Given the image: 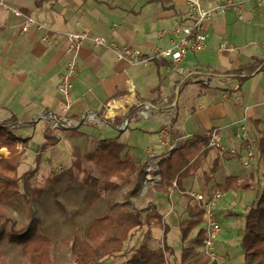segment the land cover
Here are the masks:
<instances>
[{
	"label": "crops",
	"instance_id": "obj_1",
	"mask_svg": "<svg viewBox=\"0 0 264 264\" xmlns=\"http://www.w3.org/2000/svg\"><path fill=\"white\" fill-rule=\"evenodd\" d=\"M4 1L28 15L49 22L57 32L87 28L94 35L108 38V47L95 48L88 42L80 52L79 71L71 94L72 109L69 113L72 117L80 118L87 111L106 115L108 104L114 102L118 109L107 114L105 126L125 132L134 125V129L145 130L146 134L155 133L161 144L162 131L169 122L172 125L171 144L179 148L187 139L208 135L215 129L220 131L221 136L223 134L230 148H235L234 143L238 142L235 134L244 120L254 126L260 140L264 137V69L260 70L264 63V5L257 0H235L245 3L242 17L229 10L207 21L208 46L203 51L189 52L177 65L161 59L138 67L119 61L114 47L129 46L147 54L169 48L171 37L162 38L159 32L185 21L187 10L183 0H145L146 3L138 11L135 7L129 10L122 6H110L113 12L120 9L117 18L100 9L104 6L102 3L98 7H89L82 0ZM210 3L211 0H206L205 6ZM21 22L8 8H0V122H3L2 126L6 123L12 125L16 137L38 141V147L48 140L49 145H53L59 134L48 128V115H60L65 108L66 103L57 86L69 58L66 44L64 41L56 46L45 44L41 40V32H22ZM224 43L232 47L222 51L220 46ZM208 78H211L209 84L205 83ZM129 80L135 86L133 93L128 88ZM173 101L177 104L176 108L169 110V103ZM143 103H152L157 110L149 117L136 118L128 127L120 129L125 120L134 115L136 105ZM157 116L159 125L155 127L153 121ZM37 131L43 136L36 137ZM19 145L17 148L21 151ZM250 145L258 150L260 141L257 143L253 137ZM239 150L243 151L244 145L241 144ZM150 151L155 153L154 149H149L147 157ZM164 153L155 155L160 160L168 154ZM10 156L8 148H0V159H9ZM222 157L225 160L236 158L209 148L193 161L188 175L192 171L203 170L206 177L205 166L213 163L211 170L220 167ZM214 174L206 177L202 191H187L180 183L170 189V194L172 189L179 188L181 194L197 192L208 198L216 186ZM160 178L156 185L148 187L160 186ZM228 178L237 179V185L250 183L249 177L232 175L226 180ZM224 184L217 186L222 188ZM44 196L55 202L56 185L54 191L48 189L36 200L43 201ZM219 260L225 264L220 256Z\"/></svg>",
	"mask_w": 264,
	"mask_h": 264
},
{
	"label": "rangeland",
	"instance_id": "obj_2",
	"mask_svg": "<svg viewBox=\"0 0 264 264\" xmlns=\"http://www.w3.org/2000/svg\"><path fill=\"white\" fill-rule=\"evenodd\" d=\"M82 1L89 7H98L102 3L104 6L100 7V9L106 10V13H112L116 18L121 13L120 9H116L113 12L110 6H122L129 8V10L135 7V10L138 11L139 7L146 3L145 0ZM252 5H255V3H252ZM227 46L232 47L228 44ZM62 98L65 101L63 96ZM153 122L155 127L159 125L158 116ZM166 125H170L169 122ZM133 126L125 132H121L111 126L98 128L95 125H84L80 129H74L83 134L79 137L71 135L73 130H59L57 131L59 135H56V142L53 145H48L49 149L45 148L43 152L39 153L40 157H38L40 148L38 147V141L29 140L24 153L20 156V159L18 158L19 163H21L18 168V174L23 175L38 167L39 173L34 179L33 185L37 188H42L45 186L47 178L68 173L65 178L56 184L57 199L64 205L66 211H62L56 205V201L53 202V200L49 199V196H44L43 201H32L30 210L26 209L27 205L24 204L23 200L17 201L14 205L8 207L10 221L7 222L6 226L12 225L19 229L27 226L33 218L38 229H41L40 231L53 241L52 255L54 264H75L72 260L70 248L62 242L63 239L70 238L74 230L79 229L84 233L93 218L123 206L129 210H140L143 217L146 218L150 213L149 205H155L159 214L163 216L164 221L169 226L167 244L174 250V254L172 256L168 255V260L163 264H183L181 262L182 251L192 245L183 243L181 228L189 226L193 221L187 214L186 209L190 203L195 205L194 200L189 198L187 194H181L179 188L172 189L171 194L159 192L155 190V186L152 189L149 188L150 186L148 187L145 184V175L135 177L128 183L114 180V182L122 186V189L115 197H108L106 196L105 182L100 178L95 164L87 158V155L93 152L102 140L115 138L124 143L127 146L128 154L139 160L142 165L147 162L146 152L149 149H154L156 154L165 151L164 155L170 151L169 148L159 143V138L155 133L149 132L146 134L145 130L134 129ZM253 127L248 121L247 128L250 140L253 143L254 137L258 143L260 138ZM21 135L27 137L23 133ZM37 136H43V133L37 131ZM222 140L225 147H231L224 137ZM234 144L235 148L241 149V143L237 142ZM253 150L256 157L252 168L241 166L238 158L225 160L222 157L221 165L220 167L218 166L214 174L216 186L212 190L220 189L225 193L224 198L218 202L216 208L217 216L221 220L220 224L223 229L222 239L221 237L218 239L217 253L221 260H225V264H244V251L241 245L244 235V216L264 190V156L261 154L259 147L258 150ZM212 167L213 163L205 166L206 177L212 175ZM232 175L242 178L249 177L250 183L243 185H249L250 187L239 190L231 189L226 192L223 187L222 189L220 185L217 186V184H224L226 178ZM156 177L158 181L160 176ZM206 177H204L203 170L197 173L192 171L190 176L186 175L185 178L180 180V183H183L187 191L199 192L203 190V183L205 179L207 181ZM93 182H97L96 187L91 185ZM47 205H51V207ZM224 213L227 214L224 215ZM40 226L43 228H40ZM201 227L204 230V225L202 224V226L193 230L190 238L195 237ZM147 231V227L135 231L134 237L126 242L123 255L115 256L107 260L106 263L122 264L145 243L152 248L161 247L164 235L163 228L160 226L153 227L150 231L152 236L150 241L147 240ZM199 249L202 254L201 248ZM0 255L7 264H28L21 253L20 246L9 242L6 237L0 240ZM188 264H195V262ZM218 264H222L221 261Z\"/></svg>",
	"mask_w": 264,
	"mask_h": 264
},
{
	"label": "trees",
	"instance_id": "obj_3",
	"mask_svg": "<svg viewBox=\"0 0 264 264\" xmlns=\"http://www.w3.org/2000/svg\"><path fill=\"white\" fill-rule=\"evenodd\" d=\"M165 0H154L150 2H163ZM264 69V63L260 70ZM72 136H82L77 130H73ZM29 139L18 138L14 134L12 125L6 123L0 126V148H8L11 152L9 159H0V240L7 238L9 242L19 245L23 257L28 264H54L52 239L44 235L37 227L33 218L31 222L22 228L6 226L10 221L9 209L17 201H22L27 205V210L31 209V202L43 196L47 189L55 190V185L59 183L68 173L49 177L42 188L33 185L37 176L38 167L28 171L23 175H18L20 156L24 153ZM22 144V149L17 148ZM208 135H195L186 140L182 147L171 150L168 158L159 163V175L162 179L161 185L156 186V190L170 194L173 183L180 184V180L185 178L190 172L193 161L203 156L208 148ZM49 140L40 146L38 154L48 148ZM260 152L264 156V137L260 140ZM127 146L115 139H105L87 155L90 162L94 163L100 178L105 182L106 196L115 197L122 189V186L114 180L123 183L131 182L133 178L144 175L145 165L139 160L130 156ZM41 155L39 154L38 157ZM19 158V159H18ZM217 167L212 169V175ZM22 185V189H21ZM97 186V182L91 183ZM226 191L231 189H248L249 185H237V179L228 178L223 185ZM56 198V205L66 211L64 205ZM193 201V200H192ZM150 213L144 218L140 210H129L120 207L111 210L92 219L86 227L85 232L76 229L70 238L63 239L72 254L75 264H108L107 260L123 255L125 244L134 237V232L143 227L148 228L147 240L152 239L151 229L160 226L164 230L163 244L161 247L152 248L147 243L142 244L135 253L122 264H163L168 260V255H173L174 250L167 244V234L169 226L159 214L155 205H149ZM187 214L193 220L188 226L181 228L182 241L184 244L190 243L191 247H186L182 251L181 262L188 264H218L209 257L200 253L204 244L205 234L201 227L195 237L190 238L194 229L203 224L204 211L197 205L190 203L186 209ZM244 235L242 238V249L244 251V264H264V190L253 202L249 211L244 216ZM146 240V241H147ZM0 264H7L0 255Z\"/></svg>",
	"mask_w": 264,
	"mask_h": 264
},
{
	"label": "built area",
	"instance_id": "obj_4",
	"mask_svg": "<svg viewBox=\"0 0 264 264\" xmlns=\"http://www.w3.org/2000/svg\"><path fill=\"white\" fill-rule=\"evenodd\" d=\"M186 4V17L184 22H177L170 29H163L159 32L160 37H171L169 48L158 49L153 53H145L141 49L129 46H115L114 52L119 61L126 62L131 67L145 66L155 60H168L172 64L177 65L182 62L189 52L199 53L207 47V34L205 32V23L212 19L214 15L225 14L229 10L235 11L239 17L245 13V3L235 0H211L209 6H205L206 0H183ZM260 5H264V0H257ZM0 8H8L13 14L22 20L21 30L28 33L36 30L42 33L41 40L45 44L51 46L58 45L61 41L66 44V53L68 54V62L64 73L61 75L60 83L57 91L65 98V108L60 115L50 113L48 115V128L52 131L74 130L83 125H95L97 127L105 126L107 114L118 109L114 102H110L107 107V114L101 115L95 111H87L80 118L70 115L72 109L71 94L74 90L75 78L79 71V56L82 48L88 42L92 43L95 48H105L110 45L107 37L94 35L92 32L84 28L80 31L73 32H57L51 24L44 20H39L31 15L24 13L21 9L9 6L4 0H0ZM222 51L229 50L226 44L220 46ZM211 78L205 83L209 84ZM128 88L131 93L135 91V86L131 80L128 81ZM170 109L176 108V103L170 102ZM157 110L152 103H143L136 105V111L133 116L127 118L120 129L128 127L131 121L136 118L149 117L151 112ZM3 122H0V126ZM171 125V123H169ZM170 125H166L163 132L161 144L172 150L174 144H171ZM208 147L217 149L220 152L228 153L239 159L241 166L251 168L255 160V152L251 147V140L244 120L239 125L235 139L244 145V150L237 148H227L223 144L221 133L218 129L212 130L209 134ZM21 146V145H20ZM19 146V147H20ZM22 150V148L20 147ZM159 158L153 151H150L145 163V183L146 186L157 183V173L159 171ZM174 187L177 183H173ZM188 195L194 200L196 205L204 211L203 225L205 232L204 244L201 252L204 256L220 263L217 253V243L221 236L222 226L217 216V204L225 196L220 190H212L208 198L197 192H189Z\"/></svg>",
	"mask_w": 264,
	"mask_h": 264
},
{
	"label": "water",
	"instance_id": "obj_5",
	"mask_svg": "<svg viewBox=\"0 0 264 264\" xmlns=\"http://www.w3.org/2000/svg\"><path fill=\"white\" fill-rule=\"evenodd\" d=\"M177 148H179V146H174L172 150L177 149ZM170 154H171V151H169L167 155L163 156L162 159L158 160V163H160V161H162L163 159L168 158Z\"/></svg>",
	"mask_w": 264,
	"mask_h": 264
}]
</instances>
